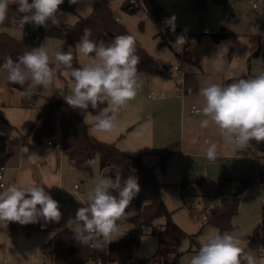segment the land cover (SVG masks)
<instances>
[{"label":"rangeland","instance_id":"374dc122","mask_svg":"<svg viewBox=\"0 0 264 264\" xmlns=\"http://www.w3.org/2000/svg\"><path fill=\"white\" fill-rule=\"evenodd\" d=\"M124 1H111L116 15L158 61L162 72L155 76H138L141 86L136 97L117 114L116 130L93 134L90 129L96 115L90 108L87 113L82 112L91 135L100 141L116 142L123 151L143 152L144 161L155 166L161 182V194L172 219L188 233L182 243L185 251L180 264H189L202 241L212 233H220L218 226L209 223V217L203 218L207 197L216 194L226 197L233 193L236 179L252 171L256 162L260 161L254 141L243 148L227 142L215 125L200 127L204 117L192 113L191 108L193 105L203 107L204 98L200 95V89L209 81L226 84L231 82L230 77L249 78L264 71L263 58L250 59L254 50L253 35L264 34V0H257V7L250 0H226L224 3L207 0V7L203 10L191 8L190 0H158L171 11V16L176 17L175 33L168 38L170 43H163L160 34L163 23L149 14L126 13L122 7ZM89 2L93 9L81 15L77 9L84 11ZM94 8L95 0H80L75 10L59 9V24L56 26L49 22L50 33L45 42L52 62H56L54 53L63 49L64 25L76 23L80 16L90 15ZM204 19L209 22L211 33L203 32ZM220 31L228 32L229 36L220 41L215 40L213 35ZM1 32L23 37V29L16 26L0 25ZM185 33H189L188 49L198 64L188 63L180 55L185 45L182 52L172 47L176 36ZM217 54L225 61L224 71L216 70ZM77 56L80 64L88 59L78 52ZM175 66L183 72H174ZM187 71H196L199 75L195 94L185 92L184 78ZM71 84L72 78L67 70L54 69L53 82L45 89V95L37 99L35 106L27 107L22 104L21 86L9 82L7 72L0 69V134L25 136L17 157H12L6 165L5 187L44 183L47 187H44L45 191L59 204L62 213L59 227L69 230H73L74 224L68 221L74 219L77 209L84 203L73 192V188L75 184L81 185L86 202L95 178L102 176L100 157L93 159L95 164L90 172H80L70 165L64 151L59 152L47 146L46 142L34 145L28 132L39 117L41 106L48 102L47 97L56 93L69 94ZM179 87H182L181 90ZM108 108L109 105L105 110ZM193 138L197 139L196 144L190 143ZM50 139L61 141V130L57 129ZM206 140L217 145L215 160H208L203 154ZM172 143H178L179 148L162 167L157 153ZM37 147L43 148L41 155L36 153ZM214 162L222 163V173L230 178L221 181L220 178L210 177L208 166ZM254 178L257 179L256 176ZM0 190L3 188L0 187ZM56 193H61L65 202L58 200ZM263 217L264 184L257 183L241 195L240 210L235 217L236 227L228 233L236 237L240 247L258 261L264 254L261 255L260 248L251 247L248 239ZM166 220V216L159 217L153 227L145 228L141 243L133 252L134 256L148 257L160 250L157 236L150 231L152 228L161 230ZM4 225L5 222L0 221V264H54L50 254L52 248L47 246L53 238V231L34 228L28 233L22 227L9 231L3 229ZM127 228L128 224L122 219L117 221V233L123 234Z\"/></svg>","mask_w":264,"mask_h":264},{"label":"clouds","instance_id":"9594fccd","mask_svg":"<svg viewBox=\"0 0 264 264\" xmlns=\"http://www.w3.org/2000/svg\"><path fill=\"white\" fill-rule=\"evenodd\" d=\"M70 5L80 0H68ZM64 0H0V24L8 18L10 5H18L13 23L21 29L26 25L47 28L49 22L58 26L57 14ZM93 9L89 2L83 15ZM71 16V14H69ZM176 17L165 18L164 24L175 33ZM91 31L84 29L83 36L76 42V51L88 59L80 67H73V46L67 51L54 53L55 69L68 70L72 78L70 93L63 95L66 103L73 109L87 113L89 106L93 110L99 104L108 103L109 108L94 117L90 131L93 134L108 133L116 130V117L127 102L136 97L140 82L138 65L140 57L136 54V43L132 35L121 34L108 43L96 42ZM187 43L185 35H177L172 47L182 52ZM217 71L225 70L223 57L217 54ZM0 68L7 72L9 82L20 85L22 95H30L34 87L47 88L54 77L50 67L48 50L43 46L26 50L16 60L7 57ZM30 74V78H29ZM226 84L209 81L200 89L204 98L202 109H193L202 115L200 127L215 125L220 134L229 143L243 148L251 141L264 142V71L249 78H231ZM26 86V87H25ZM87 116V115H86ZM198 141L193 138L190 143ZM202 149L208 160L217 158L216 143L206 140ZM94 165V160L87 161ZM134 171V170H133ZM139 179L134 174L122 178L117 169L114 178L98 176L94 187L87 195V201L76 211L73 236L83 245L92 243L99 247L101 241H107L117 231V221L134 214L126 210L133 199L140 193ZM62 217L58 202L45 191L44 186L35 182L27 186L16 184L0 190V221L18 222L21 225L36 223L41 218L45 222H59ZM183 253V245L178 249ZM189 264H264V257L259 261L252 254L240 247V241L225 232L210 234L202 241L198 252L191 256Z\"/></svg>","mask_w":264,"mask_h":264},{"label":"trees","instance_id":"16d2710c","mask_svg":"<svg viewBox=\"0 0 264 264\" xmlns=\"http://www.w3.org/2000/svg\"><path fill=\"white\" fill-rule=\"evenodd\" d=\"M112 0H95V8L88 16H80L76 23H67L64 25L65 35H63V49L67 51L69 46H73V67H80L82 64L78 61L75 44L83 36L84 29L91 31L90 39L108 43L117 35H132L136 43V54L140 57L138 67V76L148 75L155 76L162 72L158 61L148 52L144 45L132 34L128 27L118 19L111 5ZM224 3L226 0H214ZM31 3V0H29ZM78 4V3H77ZM77 4L70 5L68 0L59 6L60 10H75ZM190 6L196 10H203L207 7V0H190ZM18 5L12 4L8 9V18L3 24L16 26L13 23L14 13ZM123 10L128 14H149L157 21L163 23L160 34L163 37V43H170L169 36L172 37L171 30L165 26L164 20L171 16V11L159 3L158 0H125ZM264 11V1H263ZM49 25L45 27H35L31 24L23 28V37L17 38L7 32L0 33V65L7 57L13 60L22 55L26 50L43 45L45 47L46 36L50 33ZM187 43L184 52L180 53L186 62L197 63L193 53L188 49L189 33L186 34ZM229 33L220 31L214 34L215 40L228 37ZM253 40L255 48L250 55V59L261 57L264 60V34H254ZM56 62L50 60V67L55 69ZM1 69V68H0ZM65 69L61 67L59 70ZM67 70V69H65ZM68 71V70H67ZM199 75L195 71H187L184 78L185 92L194 94L198 90ZM26 87V86H25ZM44 87H34L30 95H22V104L27 107L36 105L40 96L45 95ZM23 91V89L21 88ZM48 102L41 106L39 117L31 124L28 136L34 145H42L53 138L56 130H61V140L63 142L64 152L72 167L80 172H90L92 165L87 161L93 160L97 156L101 160L102 176L113 177L118 169L122 178L129 174H134L139 179L141 187L140 193L133 199L128 213L135 209L134 214H129L121 218L128 224L127 231L123 234L116 233L110 244V259L117 264H180L184 254L179 252L184 239L188 233L179 226L171 216L166 203L161 194V182L155 172V166L144 161L143 152L123 151L116 142H104L98 140L90 134L89 125L84 119L82 110L73 109L58 93L47 97ZM108 103L99 104L95 110L89 106L94 115H98L105 110ZM24 137L19 135L0 134V167L6 166L8 161L14 157L19 147L24 143ZM257 155L260 161L256 162L252 171L238 177L233 193L224 196L222 203L215 205L211 209L209 223L218 226L220 233L231 232L236 227L235 217L239 213L241 195L251 188L256 182L264 184V142L254 141ZM179 148L178 143H172L167 148L158 152L160 156L159 165L165 167L169 158ZM134 170V171H133ZM257 177L255 180L254 177ZM230 178L222 173L220 179ZM40 185H46L41 183ZM166 216L167 220L161 230L151 229V233L158 238L160 250L146 257L134 256V250L140 243L147 226H154V222L159 217ZM24 228L28 233L34 228H42L54 232L53 238L48 248L51 252L54 264H91V262L106 258V250L101 247H92L81 244L74 239L73 230L61 229L59 222H45L42 218L36 223L21 225L18 222H8L3 229L9 231ZM248 243L253 248H264V217L248 239Z\"/></svg>","mask_w":264,"mask_h":264},{"label":"built area","instance_id":"2783aa9c","mask_svg":"<svg viewBox=\"0 0 264 264\" xmlns=\"http://www.w3.org/2000/svg\"><path fill=\"white\" fill-rule=\"evenodd\" d=\"M254 6H259L258 5V1L257 0H250ZM203 32L204 33H210L211 32V29H210V26H209V22L204 19L203 21ZM173 71L174 72H180L183 70H181L179 67L175 66L173 68ZM182 87H179V90H181ZM60 91V90H58ZM193 109H201L197 106H193L192 109H191V112L194 113V114H197L196 112L193 111ZM47 146H52L54 147L55 149H57L58 151L62 152L64 151V147H63V142L62 140L61 141H58L56 142L54 139H49L47 141ZM6 170H7V166H1L0 167V187L3 188L6 186V183H5V176H6ZM73 192H75L76 195H78V197L83 201H84V191L83 189L81 188L80 184H76L75 187L73 188ZM224 195H212V196H209L207 197V201H206V207H205V212L202 213L203 215V218H207L210 213H211V209L215 206V205H219L222 203V199H223ZM117 232H115L110 238L109 240L107 241H101L99 247L101 248H104L106 250V258L105 259H100L98 261H94V262H91V264H113L110 259V244H111V241L112 239L114 238V236L116 235ZM91 246H92V243H91ZM92 247H95V246H92ZM260 253L261 254H264V248H261L260 250ZM117 264V263H115Z\"/></svg>","mask_w":264,"mask_h":264},{"label":"water","instance_id":"95a60500","mask_svg":"<svg viewBox=\"0 0 264 264\" xmlns=\"http://www.w3.org/2000/svg\"><path fill=\"white\" fill-rule=\"evenodd\" d=\"M221 167H222V163L220 162H214V163L209 164L208 166L209 176L220 178L222 175ZM56 197L58 200L65 202V198L63 197L61 193H56ZM51 252H53V250H51Z\"/></svg>","mask_w":264,"mask_h":264},{"label":"crops","instance_id":"0c3cea01","mask_svg":"<svg viewBox=\"0 0 264 264\" xmlns=\"http://www.w3.org/2000/svg\"><path fill=\"white\" fill-rule=\"evenodd\" d=\"M118 19H119V17H118ZM211 29V28H210ZM211 32H212V30H211ZM210 32V33H211ZM207 34V33H206ZM253 42H254V40H253ZM254 48H255V42H254ZM232 64V63H231ZM196 72V71H195ZM195 94V93H194ZM194 106V105H193ZM192 106V107H193ZM200 108V107H199ZM192 109V108H191ZM202 109V108H201ZM24 145V143L19 147V149H18V152H17V154H16V156L15 157H17V155H18V153H19V150H21V148H22V146ZM42 150H43V148H41V147H37L36 148V153L38 154V155H41V152H42ZM60 152V151H59ZM65 153V152H64ZM158 154V153H157ZM147 163V162H146ZM148 164H150L149 162H148ZM151 165V164H150ZM221 171H222V167H221ZM257 183H259V184H263V183H261V182H256L255 184H257ZM254 184V185H255ZM76 185V184H75ZM81 186V185H80ZM75 187V186H74ZM233 191H234V189H233ZM232 191V192H233ZM85 201V200H84ZM206 203V202H205ZM256 227V226H255ZM255 229V228H254ZM261 255H263V254H261Z\"/></svg>","mask_w":264,"mask_h":264}]
</instances>
